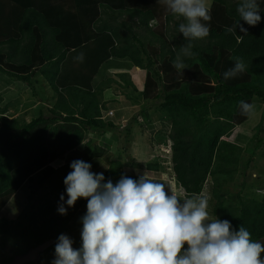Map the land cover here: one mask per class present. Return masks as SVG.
I'll use <instances>...</instances> for the list:
<instances>
[{
	"label": "trees",
	"instance_id": "16d2710c",
	"mask_svg": "<svg viewBox=\"0 0 264 264\" xmlns=\"http://www.w3.org/2000/svg\"><path fill=\"white\" fill-rule=\"evenodd\" d=\"M257 3L261 20L254 26L239 21L247 32L237 28L233 35L226 34L225 27L238 19L236 0H211L209 35L193 41L195 54L186 59L183 73H177L173 49L185 42L177 32L183 18L174 17L166 6L162 9L159 0H0V84L17 81L29 87L39 74L56 97L28 123L8 120L7 107H0V211L22 185L29 190L28 198L45 186L58 174L52 163L78 147L86 133L116 129L102 115L103 92L117 83L106 71L138 67L144 70L143 88L137 94L135 87L128 91L131 82L123 72L117 75L124 82L119 96L135 104L142 97L146 102L140 112L149 102L169 121V158L185 196L199 195L208 180V203L214 201L211 215L229 220L235 230L246 227L252 240L264 244V191L260 200L236 195L234 202L221 194L238 171L242 150L228 137L250 116L241 114L238 101L264 103V0ZM79 53L82 62L76 59ZM235 57H241L247 68L224 80L222 73ZM251 141L254 155L264 145V121ZM252 155L243 168L252 162ZM97 156L95 148L87 159ZM121 168V162H110L103 172L105 181L115 184ZM147 168L158 170L155 164ZM68 172L52 185L54 194L38 206L39 214L30 215L46 227L43 241L51 238V224L60 218L67 222L86 201L78 198L72 207L65 205V215L57 212ZM12 224L13 220L0 218V244Z\"/></svg>",
	"mask_w": 264,
	"mask_h": 264
},
{
	"label": "clouds",
	"instance_id": "9594fccd",
	"mask_svg": "<svg viewBox=\"0 0 264 264\" xmlns=\"http://www.w3.org/2000/svg\"><path fill=\"white\" fill-rule=\"evenodd\" d=\"M159 2L174 17L183 18L177 32L185 42L174 47L172 60L177 73H183L186 59L195 54L193 41L209 35L210 4L208 0ZM259 11L257 0H236L238 19L225 27V33L235 35L237 28L246 33L239 21L254 26L261 20ZM236 39L239 43L241 37ZM76 59L82 62L83 53ZM246 68L244 60L235 57L222 77L234 78ZM238 106L245 116L255 110L245 100L238 101ZM69 168L57 212L65 215V205L72 207L78 198L86 199V211L80 217L81 243L73 248V240L59 234L51 264H264V244L252 240L246 227L235 230L229 220L209 217L208 180L199 195L181 199L172 192L166 194L165 184L146 173L136 179L121 175L114 184L105 181L103 173L91 171L89 162L75 159Z\"/></svg>",
	"mask_w": 264,
	"mask_h": 264
},
{
	"label": "rangeland",
	"instance_id": "374dc122",
	"mask_svg": "<svg viewBox=\"0 0 264 264\" xmlns=\"http://www.w3.org/2000/svg\"><path fill=\"white\" fill-rule=\"evenodd\" d=\"M164 7L165 5L161 8L165 9ZM163 13L164 11L160 9L159 15L161 16L159 17H162ZM106 72L107 76L115 79L117 83H112L111 88L107 92L104 91L106 94L103 92V98L100 102L105 104L106 110L102 111V115L112 120L116 129H108L104 133H86L79 147L67 152L63 158L52 163L58 174H54L48 183L33 193L30 198H28L29 190H27L26 184L14 193L13 197L0 211V218L13 220L9 230L10 233L8 232L9 234L0 244V264H12L16 256L24 254L25 250L28 251L43 242L53 240L39 253L40 256L43 255L41 258L38 257L37 260L32 262L20 263L51 264L54 259V242L61 233L66 234L73 240V248L81 243L80 229L82 225L80 217L86 211V201L67 222L64 221V218H60L50 225L54 229L50 232L51 238L49 240L43 241L48 233L46 227L43 229L42 223L40 221L35 222L36 218L30 216L39 214L38 206L45 204L47 200L52 198L54 194L52 185L58 181V178L64 172L71 171L69 164L72 160L80 159L89 162L91 171L100 173L105 171L110 162L119 161L122 164L121 175L136 179L146 173L149 179L165 184L166 194L172 192L181 199L187 198L175 180L172 171L169 158L172 144L168 138L169 121L153 111L149 102L146 103L147 108L144 112H140L141 104L146 102L142 97L139 99L141 103L135 104V102L119 96L120 91L124 89V82L117 75L127 72L126 74L129 75L127 79L131 82L127 89L131 92L135 87L136 92L134 93L137 94L143 88L144 70L138 67H130L129 70L111 68ZM7 86L5 92H8V94H5L7 95L5 99L7 103L11 104L10 108L12 109L17 110L22 107L31 112L33 108L32 112L35 115L38 113L37 111L45 110L46 107L52 106L55 102V94L39 74L34 76L29 87L23 82L17 81H11L7 83ZM252 104L255 109L253 114L243 124L233 128L228 137L229 141L238 144L242 148L239 152L238 171L232 180L226 181L221 192L224 199L231 202L236 200V195L245 199L253 197L260 200L261 193L264 191V145L254 155L251 154L252 148H250L256 127L264 121V103L252 100ZM109 111L112 112V116L108 115ZM95 148L98 156L87 159ZM251 155L252 162L246 168H243L245 160ZM149 164L157 165L158 170L148 169L147 165ZM242 184L243 186L240 187ZM210 185L211 183L208 181L205 183L206 189H204L208 191L209 188L211 189ZM213 202L208 203L207 207L210 218H215L211 215ZM56 230H58V233L55 232ZM6 259H10V261H5Z\"/></svg>",
	"mask_w": 264,
	"mask_h": 264
},
{
	"label": "crops",
	"instance_id": "0c3cea01",
	"mask_svg": "<svg viewBox=\"0 0 264 264\" xmlns=\"http://www.w3.org/2000/svg\"><path fill=\"white\" fill-rule=\"evenodd\" d=\"M208 3L211 4V0H209ZM9 85H11V84H9ZM7 87L8 86H7L6 83H3V84L0 85V98H1V100H0V107L1 108L5 107V106L7 107L6 108L5 116L8 118V120L15 119V120H18L21 123L22 122L28 123L31 119L35 118L37 116V114L39 113L40 110L37 111L38 113H36L35 115H33V112H32L33 111V108L31 109V112H29V110H27L25 108L23 109L22 107H19L17 110L10 108L11 107V104L10 103H7L6 102V99H5L6 96H7L5 94H8V92H5V91H7L6 90ZM107 90H105V91L107 92ZM2 92H5V93H2ZM106 92H104V93L106 94ZM47 108H49V107H46L45 110H44V112L47 110Z\"/></svg>",
	"mask_w": 264,
	"mask_h": 264
},
{
	"label": "water",
	"instance_id": "95a60500",
	"mask_svg": "<svg viewBox=\"0 0 264 264\" xmlns=\"http://www.w3.org/2000/svg\"><path fill=\"white\" fill-rule=\"evenodd\" d=\"M52 242L53 240H50L47 242H43L34 248H31L26 253L16 257L15 261L12 264H20L22 262H29V261L32 262L37 260L39 256V252H41L45 247H47Z\"/></svg>",
	"mask_w": 264,
	"mask_h": 264
},
{
	"label": "built area",
	"instance_id": "2783aa9c",
	"mask_svg": "<svg viewBox=\"0 0 264 264\" xmlns=\"http://www.w3.org/2000/svg\"><path fill=\"white\" fill-rule=\"evenodd\" d=\"M108 115H109V116H110V115H112V112H111V111H109V112H108Z\"/></svg>",
	"mask_w": 264,
	"mask_h": 264
}]
</instances>
